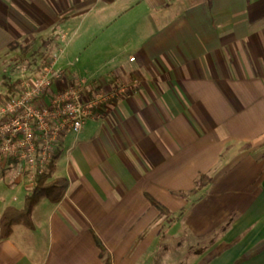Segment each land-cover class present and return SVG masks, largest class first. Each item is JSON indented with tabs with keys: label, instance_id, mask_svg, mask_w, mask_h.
Here are the masks:
<instances>
[{
	"label": "crops",
	"instance_id": "1",
	"mask_svg": "<svg viewBox=\"0 0 264 264\" xmlns=\"http://www.w3.org/2000/svg\"><path fill=\"white\" fill-rule=\"evenodd\" d=\"M104 28L112 56L82 61ZM17 50L91 90L138 84L57 144L66 193L0 237V264H108L96 238L110 264H264V0H0ZM10 172L0 218L30 191Z\"/></svg>",
	"mask_w": 264,
	"mask_h": 264
},
{
	"label": "built area",
	"instance_id": "2",
	"mask_svg": "<svg viewBox=\"0 0 264 264\" xmlns=\"http://www.w3.org/2000/svg\"><path fill=\"white\" fill-rule=\"evenodd\" d=\"M137 84L95 91L83 80L68 79L65 70L53 64L31 78L23 77L19 92L0 105V162L31 189L36 175L47 171L61 140L79 134L97 109Z\"/></svg>",
	"mask_w": 264,
	"mask_h": 264
},
{
	"label": "trees",
	"instance_id": "3",
	"mask_svg": "<svg viewBox=\"0 0 264 264\" xmlns=\"http://www.w3.org/2000/svg\"><path fill=\"white\" fill-rule=\"evenodd\" d=\"M18 43L14 42L10 49H15ZM18 84L12 83L9 85V90L16 95L19 92ZM13 96V95H11ZM11 96L6 94H0V105ZM58 154L55 153L53 160L47 167V171L43 174H37L35 178V185L30 189L29 193L25 196L24 204L22 208H17L15 206H8L2 213L0 218V237L8 238L13 232V228L16 225H24L28 228H34L33 222V210L34 207L39 203L42 198H47L52 202H59L63 199L66 190L68 188V180L65 177L52 178V173L56 168V161L58 159ZM211 183V178L207 174H200L196 180L195 184L198 189H203ZM179 196H185V193H178ZM152 204L159 210L162 214H170V210L158 202L153 197L149 196ZM97 239L98 246L100 248L101 256L110 264V253L102 244V242Z\"/></svg>",
	"mask_w": 264,
	"mask_h": 264
},
{
	"label": "rangeland",
	"instance_id": "4",
	"mask_svg": "<svg viewBox=\"0 0 264 264\" xmlns=\"http://www.w3.org/2000/svg\"><path fill=\"white\" fill-rule=\"evenodd\" d=\"M105 28L103 30H98L95 32V39L91 47L88 49V54L82 56V61H86L89 64H95V61L97 58H100L104 56V60L108 59L112 56L113 52L112 50L104 51L109 45L112 46L111 41L114 42L113 46L111 48H116V34L115 29L112 28L107 33L105 32ZM113 48V49H114ZM7 54V53H6ZM5 53L0 56V94H6L8 96L14 95L12 91L9 90V85L12 83L19 84V81L23 78H31L34 75H37L44 69H38L37 67H34L32 62V57L29 55H23L22 59V53L20 51H15L13 53H8L6 55ZM131 55V54H127ZM125 57V56H123ZM103 58L102 61H103ZM30 61V63H29ZM28 66V67H27ZM111 68V67H110ZM18 90V88H17ZM1 163V162H0ZM2 164V163H1ZM10 174H8L7 178H12L13 171L10 170ZM12 174V175H11ZM0 181L2 183V186L6 192H10V189L7 187L6 182L4 181L3 177L0 175ZM16 205H20L18 203H14Z\"/></svg>",
	"mask_w": 264,
	"mask_h": 264
}]
</instances>
